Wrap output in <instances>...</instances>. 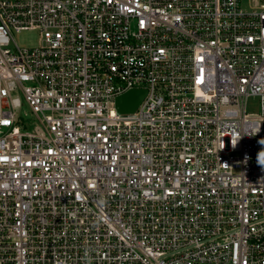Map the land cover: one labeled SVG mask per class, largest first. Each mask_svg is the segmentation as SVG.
Wrapping results in <instances>:
<instances>
[{
	"label": "built area",
	"instance_id": "built-area-1",
	"mask_svg": "<svg viewBox=\"0 0 264 264\" xmlns=\"http://www.w3.org/2000/svg\"><path fill=\"white\" fill-rule=\"evenodd\" d=\"M248 1L0 0V264H264Z\"/></svg>",
	"mask_w": 264,
	"mask_h": 264
},
{
	"label": "rangeland",
	"instance_id": "rangeland-1",
	"mask_svg": "<svg viewBox=\"0 0 264 264\" xmlns=\"http://www.w3.org/2000/svg\"><path fill=\"white\" fill-rule=\"evenodd\" d=\"M242 8L245 10H248L250 8V2L248 0H243ZM14 39L16 43L21 46V47H31L33 45H38L39 44V38L40 35L37 33V31H23L20 33H14L13 34ZM248 112L255 114L259 112V101L256 98H253L249 102L248 106ZM22 117L26 118L25 116L27 115V118L29 117L30 120V125H29V130H32L36 120H34L31 116V112L28 107H25L24 110H22L21 113H19Z\"/></svg>",
	"mask_w": 264,
	"mask_h": 264
},
{
	"label": "water",
	"instance_id": "water-1",
	"mask_svg": "<svg viewBox=\"0 0 264 264\" xmlns=\"http://www.w3.org/2000/svg\"><path fill=\"white\" fill-rule=\"evenodd\" d=\"M148 91L146 89H132L116 100V107L120 114H133L145 100Z\"/></svg>",
	"mask_w": 264,
	"mask_h": 264
}]
</instances>
